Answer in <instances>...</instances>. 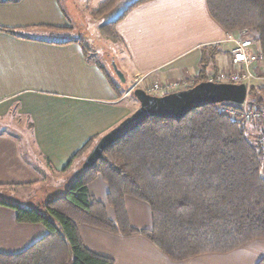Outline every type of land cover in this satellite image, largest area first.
Here are the masks:
<instances>
[{"label":"crops","instance_id":"crops-1","mask_svg":"<svg viewBox=\"0 0 264 264\" xmlns=\"http://www.w3.org/2000/svg\"><path fill=\"white\" fill-rule=\"evenodd\" d=\"M103 1L86 0L92 10ZM128 1L119 0L108 14ZM118 17L109 26L123 50L115 58L126 82L147 75L149 81L181 79L191 87L200 77L204 48L219 51L208 77L211 71L231 70L236 39L248 34L226 30L207 0H149ZM0 27L17 31L0 29V187L24 188L26 198L45 189L46 165L58 174L79 169L89 150L80 151L90 139L98 141L140 103L129 98L132 93L118 76L117 82L86 53L62 0H0ZM253 48L258 49L254 41ZM257 80L256 75L251 82ZM89 189L116 220L101 175ZM30 197L24 206L36 207ZM126 208L134 228L152 227L149 203L127 195ZM78 229L87 248L116 264H257L264 257V238L229 252L173 260L142 233L120 234L85 223ZM46 233L43 224L20 222L14 208L0 204L1 252H21Z\"/></svg>","mask_w":264,"mask_h":264},{"label":"trees","instance_id":"trees-1","mask_svg":"<svg viewBox=\"0 0 264 264\" xmlns=\"http://www.w3.org/2000/svg\"><path fill=\"white\" fill-rule=\"evenodd\" d=\"M146 1L129 0L117 21ZM118 2L104 0L97 8H89L90 14L100 18ZM207 2L226 30L253 31L264 54V0ZM82 44L87 53L88 45L84 40ZM218 53L215 46L204 48L202 71L194 85L208 79L207 71L215 67ZM247 102L264 108V84L249 86ZM220 104L196 108L181 120H145L109 146L92 168L79 169L64 193L48 194L36 207L0 199L1 205L15 209L18 221L41 223L47 229L45 236L21 252L0 251V264H116L85 246L78 229L81 223L120 234L142 233L173 260L229 252L264 238V149L245 122L221 113ZM96 138L80 152H90ZM98 175L108 183V203L116 220L90 192L89 185ZM127 195L149 203L151 228L131 225ZM257 264H264V257Z\"/></svg>","mask_w":264,"mask_h":264},{"label":"water","instance_id":"water-1","mask_svg":"<svg viewBox=\"0 0 264 264\" xmlns=\"http://www.w3.org/2000/svg\"><path fill=\"white\" fill-rule=\"evenodd\" d=\"M112 65L118 78L126 83V76L115 60ZM248 92L246 83L210 80H203L191 87L162 95L150 94L143 88H137L133 93L140 103L138 108L98 140L82 162L80 171L92 168L104 157V151L109 146L127 136L149 118L181 120L192 110L205 105L223 102L242 104L246 101Z\"/></svg>","mask_w":264,"mask_h":264},{"label":"rangeland","instance_id":"rangeland-1","mask_svg":"<svg viewBox=\"0 0 264 264\" xmlns=\"http://www.w3.org/2000/svg\"><path fill=\"white\" fill-rule=\"evenodd\" d=\"M62 3L64 7L66 8V12L76 20L77 22V29L73 33L74 36L78 38H83L86 41V45H88V52L87 54H91L92 58L100 63H102L109 73L112 75L114 79H117L118 82L119 79L117 78V75L113 69L112 62L113 60H116L117 58H121V55L123 54L122 47L119 43V41L112 35V29L109 26L113 20H115L125 9V7L128 5V3H124L123 6L119 5L117 8L112 11L110 14L102 17V18H96L90 14V9L87 6L86 0H62ZM248 34L246 35V39H251L255 42V33L253 31H248ZM113 57V59H112ZM219 71H211L209 74L210 76L216 75ZM208 75V77H209ZM256 75L258 77L257 82H251L250 85H261L264 84V66L262 69H258L256 71ZM135 77L132 79V81H127L126 83H123L125 86V90L129 91L131 85L134 82ZM208 80V79H207ZM132 95L129 96L132 100L138 101L136 96L131 92ZM138 103V102H137ZM138 108V107H137ZM136 110V109H135ZM248 132L253 137H256L254 139H257L260 135L261 131V123L257 121H250L246 123ZM255 132L252 134L251 132ZM257 133V134H256ZM89 150V149H87ZM89 152H85L86 156ZM85 156V157H86ZM84 157V158H85ZM84 161V160H83ZM82 161V162H83ZM82 164V163H81ZM81 166V165H79ZM48 166L46 165L45 170V189L41 190L38 194H31L25 196L26 189L24 188H17L14 190L5 189L0 187V199L15 202L18 204H21L24 206L27 203L28 197H34L32 198L33 205L37 206L38 202L41 200H44L47 196L50 194H62L64 191L61 189L62 185L67 184V182H71L75 180L79 174L78 167H73L66 173H53L52 171L48 170ZM49 194V195H48ZM30 197V198H31Z\"/></svg>","mask_w":264,"mask_h":264},{"label":"built area","instance_id":"built-area-1","mask_svg":"<svg viewBox=\"0 0 264 264\" xmlns=\"http://www.w3.org/2000/svg\"><path fill=\"white\" fill-rule=\"evenodd\" d=\"M243 34L248 30H242ZM231 70L219 71L216 75L208 77L210 81L217 82H234L249 83L256 76V71L264 66V54L259 49L253 48L251 39H236V46L232 55ZM187 83L181 79H171L164 82L149 81L147 75H138L135 77L129 93L134 92L137 88H143L150 94L162 95L180 89H185ZM220 111L233 119L242 122L257 121L261 123L260 135L257 143L264 149V108L252 107L248 104L247 99L244 103L224 102L220 104ZM262 167L264 171V152L262 155Z\"/></svg>","mask_w":264,"mask_h":264}]
</instances>
